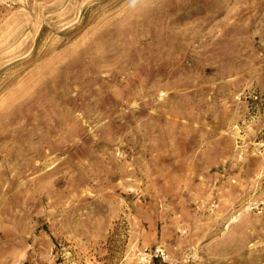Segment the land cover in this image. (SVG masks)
I'll return each instance as SVG.
<instances>
[{"label": "rangeland", "instance_id": "374dc122", "mask_svg": "<svg viewBox=\"0 0 264 264\" xmlns=\"http://www.w3.org/2000/svg\"><path fill=\"white\" fill-rule=\"evenodd\" d=\"M0 264H264V0H0Z\"/></svg>", "mask_w": 264, "mask_h": 264}, {"label": "built area", "instance_id": "2783aa9c", "mask_svg": "<svg viewBox=\"0 0 264 264\" xmlns=\"http://www.w3.org/2000/svg\"><path fill=\"white\" fill-rule=\"evenodd\" d=\"M164 256H165L164 251L160 248L155 249L154 253L152 254V257L160 258L162 260L164 259Z\"/></svg>", "mask_w": 264, "mask_h": 264}]
</instances>
